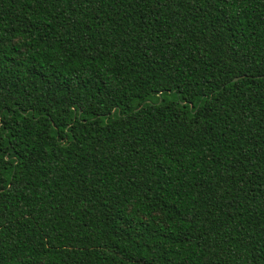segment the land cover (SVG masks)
Instances as JSON below:
<instances>
[{
	"label": "trees",
	"instance_id": "obj_1",
	"mask_svg": "<svg viewBox=\"0 0 264 264\" xmlns=\"http://www.w3.org/2000/svg\"><path fill=\"white\" fill-rule=\"evenodd\" d=\"M0 264H264V0H0Z\"/></svg>",
	"mask_w": 264,
	"mask_h": 264
},
{
	"label": "water",
	"instance_id": "obj_2",
	"mask_svg": "<svg viewBox=\"0 0 264 264\" xmlns=\"http://www.w3.org/2000/svg\"><path fill=\"white\" fill-rule=\"evenodd\" d=\"M236 79H238V77Z\"/></svg>",
	"mask_w": 264,
	"mask_h": 264
}]
</instances>
